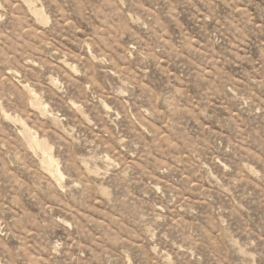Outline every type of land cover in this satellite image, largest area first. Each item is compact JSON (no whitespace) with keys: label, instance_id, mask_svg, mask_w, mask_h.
<instances>
[{"label":"rangeland","instance_id":"rangeland-1","mask_svg":"<svg viewBox=\"0 0 264 264\" xmlns=\"http://www.w3.org/2000/svg\"><path fill=\"white\" fill-rule=\"evenodd\" d=\"M0 264H264V0H0Z\"/></svg>","mask_w":264,"mask_h":264}]
</instances>
